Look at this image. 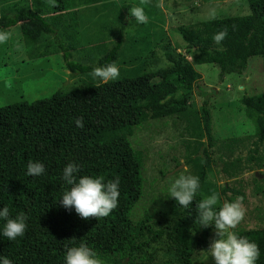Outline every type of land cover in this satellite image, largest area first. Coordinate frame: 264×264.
<instances>
[{"label": "trees", "instance_id": "trees-1", "mask_svg": "<svg viewBox=\"0 0 264 264\" xmlns=\"http://www.w3.org/2000/svg\"><path fill=\"white\" fill-rule=\"evenodd\" d=\"M246 3L245 16L177 27L185 54L166 44V67L107 83L94 80L90 72L95 66L117 62L122 33L111 49L95 60V65H84L73 60L72 44H65L57 31L64 11L72 4L70 0H55L54 6L49 0H28L0 11V29L20 28L24 41L31 45L51 35L69 72L94 82L75 87L67 94L56 92L47 99L0 107V206L7 205L11 215L23 211L28 217L23 236L12 241L0 237V255L8 256L13 264H63L66 247L84 241L102 264H200L198 257L205 255L214 236L211 226L198 228L195 221V204L203 197L205 167L210 165L204 145L202 151L193 153L204 160L202 165L197 166L189 155L185 156V165L198 170L193 174L200 178V189L192 205L181 208L164 195L161 206L153 213L144 210L135 221L134 209L144 195L145 157L134 150L130 139L139 127L151 121H181L185 116L184 120L191 123V117L197 114L190 112L194 95L196 91L203 94L197 85L201 76L194 66L214 65L221 81L225 77L229 81L230 75L243 77L249 60L257 57L263 60L264 74V0ZM225 29V39L214 43L213 34ZM203 96L200 123L207 146L212 147L215 139L208 109L211 96ZM239 102L254 127L250 152L257 153L264 144V92L257 98L243 96ZM78 117L83 118V128L74 123ZM195 123L189 128L193 134L200 129V124ZM242 140L226 138L224 143L231 151ZM30 159L44 164L42 175L25 174ZM236 161L221 160V172L228 177L235 175L240 164ZM68 162L80 165L78 175L120 178L118 205L108 216L81 218L74 209L59 204L60 193L67 187L60 175ZM175 164L180 165L177 161ZM249 164L254 166L248 162V167ZM180 173L161 176L166 177L167 183ZM252 178L264 184V176L262 180ZM262 184L256 187V195L264 193ZM241 189V184L237 189L221 186L223 201L237 196L243 201ZM234 231L257 243L260 256L256 264H264V228Z\"/></svg>", "mask_w": 264, "mask_h": 264}, {"label": "rangeland", "instance_id": "rangeland-1", "mask_svg": "<svg viewBox=\"0 0 264 264\" xmlns=\"http://www.w3.org/2000/svg\"><path fill=\"white\" fill-rule=\"evenodd\" d=\"M27 1L0 0V11L16 2ZM70 1L72 4L64 11L57 31L65 44H72L73 60L84 65H95V60L104 51L110 50L117 35L122 33V47L117 60L119 77L166 67V44L184 55V43L176 32L177 27H194L212 19L248 14L247 0H144L142 7L147 15V23L137 24L130 17L128 8L140 4L141 0ZM72 10H75L77 16L74 22L76 26L68 20L69 14L74 13ZM3 30L9 31L11 35L0 44V107L21 101L47 99L56 92L67 94L82 84L94 83L86 76L69 72L51 35L31 45L24 41L20 28ZM194 69L201 76L197 85L202 93L212 97L208 109L210 131L215 144L207 146L199 114L205 97L197 91L192 100L193 107L190 108L191 113L197 114L191 117V123L186 122L184 116L181 121L165 118L139 127L130 143L134 150L141 151L145 157L142 169L144 195L131 216L138 221L144 210L153 213L162 205L164 194L160 193L168 182L161 173L171 176L176 172H197L193 167L185 165V156L189 155L197 166L202 165L204 160L193 153L202 151L203 144L205 153L210 157V165L205 167L202 195H208L214 190L220 194L223 202L221 186L226 184L229 188L237 189L241 184L245 196L242 201L245 215L234 230L264 228V193L256 195V187L262 183H256L252 178L258 174L257 179L262 180L264 176V144L257 153L250 152L254 127L239 102L243 96L257 98L264 92L263 60L257 57L250 59L244 76L230 75L229 81L228 77L221 81L219 69L214 65L201 64L194 66ZM192 123L200 124L196 134L189 129ZM226 138L243 140L230 151L224 143ZM219 158L230 161L239 159L236 161L240 163L237 173L232 177L225 176L221 172L222 162ZM249 158L253 160L249 161ZM175 161L180 164L178 167ZM248 162L254 166L249 164L248 167ZM255 163L258 168H255ZM209 258L206 254L199 256V263L211 264Z\"/></svg>", "mask_w": 264, "mask_h": 264}, {"label": "clouds", "instance_id": "clouds-1", "mask_svg": "<svg viewBox=\"0 0 264 264\" xmlns=\"http://www.w3.org/2000/svg\"><path fill=\"white\" fill-rule=\"evenodd\" d=\"M51 6L55 0H49ZM141 0L140 4H133L128 8L131 18L137 24L147 23ZM159 6V5H158ZM211 15V14H210ZM11 33L0 29V44L10 38ZM227 36V30H220L213 34L212 40L216 44ZM91 77L107 83L119 78L120 67L112 61L91 69ZM77 127L83 128V118H75ZM80 165L68 162L64 165L60 179L67 187L60 193L59 204L65 209H74L81 218L106 217L118 205L120 195V178L105 180L102 176L78 175ZM45 171L44 164L39 160H29L26 164V175L38 177ZM200 189V178L190 172H181L171 179L160 194L175 200L181 208L188 209ZM242 197L233 200H224L221 203L220 194L211 190L195 204V221L199 227H212L214 237L205 250L206 257H211L214 264H256L260 250L256 242L245 236L238 235L234 229L242 221L245 208ZM28 217L20 211L10 214L7 205L0 206V237H7L9 241L23 236L27 227ZM0 264H13L5 255H0ZM63 264H102L96 252L87 246L84 241L66 247Z\"/></svg>", "mask_w": 264, "mask_h": 264}, {"label": "crops", "instance_id": "crops-1", "mask_svg": "<svg viewBox=\"0 0 264 264\" xmlns=\"http://www.w3.org/2000/svg\"><path fill=\"white\" fill-rule=\"evenodd\" d=\"M74 13H75V10H72ZM68 17H70L68 20H71V22H76L77 20V16L75 15V16H73V15H69ZM72 23V25L74 26L75 25V23L73 24ZM76 26V25H75Z\"/></svg>", "mask_w": 264, "mask_h": 264}, {"label": "water", "instance_id": "water-1", "mask_svg": "<svg viewBox=\"0 0 264 264\" xmlns=\"http://www.w3.org/2000/svg\"><path fill=\"white\" fill-rule=\"evenodd\" d=\"M254 176L258 178V174H255Z\"/></svg>", "mask_w": 264, "mask_h": 264}]
</instances>
